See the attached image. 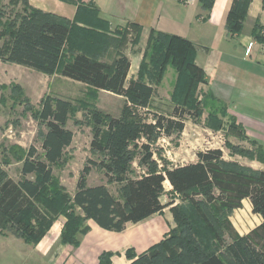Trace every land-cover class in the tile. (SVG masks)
I'll return each mask as SVG.
<instances>
[{"label":"trees","instance_id":"trees-1","mask_svg":"<svg viewBox=\"0 0 264 264\" xmlns=\"http://www.w3.org/2000/svg\"><path fill=\"white\" fill-rule=\"evenodd\" d=\"M201 1L203 9L209 11L214 0ZM23 2V11L16 19L3 23L0 16V26L9 37L3 52L0 51L2 60L50 75L59 73L84 83L93 91L99 89L117 94L125 103L119 117L91 107L94 123L91 149L100 156L87 159L78 177L76 191L69 196L55 176L54 168L66 162L65 151L74 139V132L67 126L74 104L66 98L46 96L38 113L47 125L42 137V153L31 145L23 151L20 179L7 176L0 181V231L11 232L28 243H37L62 214L67 221L61 239L64 243L77 245L78 234L89 229L86 224L89 218L104 229L122 231L128 222L137 223L172 206V202L161 201L164 184L169 181L172 191L182 200L181 204L171 207L176 227L165 239L140 255L128 250L127 256L132 259L129 264H264V169L227 161L221 148L199 151L198 161L174 167L166 164L161 167L154 157L153 140L158 135L183 132L185 116L200 117L202 109L201 103L197 102L192 106L176 104L170 116L154 113V120L150 121L143 110H150L156 88L143 77L149 72L144 59L153 62L154 56H159L160 70L156 76L152 75L155 78L163 77L162 70L167 65L175 66L182 77H187L185 93L188 101L194 96L198 81H205V72L196 63L195 45L182 36L152 29L139 76L127 83L131 61L125 53L118 52L111 62L85 52L73 53L76 44L86 48V35L93 32L77 28L80 10L72 20L33 7L28 0ZM248 2L233 0L226 23L230 34L243 31ZM78 6L84 9L82 3ZM91 13L95 15L96 10L87 16ZM132 25L136 32L133 42L136 43L141 26ZM4 32L0 34L4 35ZM120 32L122 38L127 34L126 30ZM251 34L264 44V25L255 23ZM11 87L16 91L13 93L21 94L20 84ZM208 95L214 103L224 106L221 108L227 116L226 104L212 92ZM78 103L87 107L83 100ZM210 114L214 126L223 125L222 120L212 118L214 111ZM230 119L245 136L244 127L235 118ZM143 138L145 141L139 142ZM239 151L264 163L261 145L257 154ZM135 161L146 170L136 173ZM95 167L104 171L108 182L120 185L118 197L105 184L88 186V176ZM245 199L250 200L253 213L259 214L262 222L248 233L240 234L230 216L243 206ZM111 256V252H104L99 264H111Z\"/></svg>","mask_w":264,"mask_h":264},{"label":"crops","instance_id":"crops-1","mask_svg":"<svg viewBox=\"0 0 264 264\" xmlns=\"http://www.w3.org/2000/svg\"><path fill=\"white\" fill-rule=\"evenodd\" d=\"M248 1L244 29L233 35L226 26L233 0H214L209 11L203 9L201 0H191L189 3L184 0V4H189L188 8H184L183 3L177 0H28V3L72 20L79 15L80 10L82 14L76 22L77 28L93 32L86 35V48L75 43L73 53L85 52L106 62H111L118 52L125 53L131 61L127 83L138 77L136 74L144 59L152 29L189 39L196 48V63L205 72L203 90L212 92L226 104V117L235 118L244 127L247 140L264 148V44L251 34L255 23L264 25V6L263 0ZM79 3L84 9L79 8ZM176 9L190 13L192 21L189 27L183 28L176 24L173 15ZM92 10H96L95 15L91 13L87 16ZM134 23L141 26L136 43L133 42L136 37ZM121 30L127 31L123 38ZM250 41H254V45L251 54L246 55ZM1 64L3 62L0 63V68H3ZM52 75L59 76V73ZM67 79L76 84L81 83L68 77L64 80ZM46 90L44 93H49ZM198 152L183 159H178L176 154L172 157V166L198 161ZM84 165L73 174V189L69 192L71 196L76 191V183ZM254 166L258 170L264 169V163L258 160ZM93 172L92 169L88 176V186L105 184L118 197L120 185L113 190L111 184L116 182L110 183L103 178L94 183L91 181ZM61 179V184L66 188L64 178ZM167 190L170 193L172 191L170 182ZM161 201L165 203L162 196ZM170 207L166 206L161 212L137 223L130 221L122 231L104 229L89 218L86 220L89 229L78 234L77 245L64 243L61 239L67 221V217L62 214L56 217L51 228L37 243H28L11 232L0 231V264H99L104 252L112 253L111 264H129L132 259L127 256L128 250L136 256L140 255L169 235L175 226ZM242 208H245V215L239 213ZM230 220L240 234H246L262 222V217L253 213L250 200L245 199L243 206L231 214Z\"/></svg>","mask_w":264,"mask_h":264},{"label":"rangeland","instance_id":"rangeland-1","mask_svg":"<svg viewBox=\"0 0 264 264\" xmlns=\"http://www.w3.org/2000/svg\"><path fill=\"white\" fill-rule=\"evenodd\" d=\"M177 2L183 3L184 0H177ZM188 6L189 4L183 3L184 8H188ZM23 7V0H0L2 22L4 23L8 19H16L17 15L22 13ZM173 15L177 20L176 24L178 26L183 28L190 26V22L192 21L190 13L183 12L182 9H176ZM4 29L3 26H0V33L4 32ZM7 38L9 37L6 32H4V35L0 34L1 52L4 50ZM145 41L146 37L143 44H145ZM0 54L2 55V53ZM157 58L159 60V56L155 55L153 62L149 58L145 57L144 59L145 63H148L149 72L145 73L143 77L156 88L150 110H143L148 119L153 121L154 113L170 116L176 104H189L192 106L197 102V104L201 103L202 109L200 117L185 116L186 126L183 132H175L171 136L158 135L153 140L152 149L159 166L162 167L164 164L172 166V157L176 154L178 159H183L193 156L198 151L209 148H221L224 151V159L227 161L238 162L256 169L254 165L257 160L245 156L239 150L257 154L259 153V145L247 140L240 127L231 119L224 116V111L221 108L224 106L219 102V104L214 103L208 95L209 91L203 90V82L198 81L195 90H193L194 96L187 101L185 91L186 87H188V79L187 77H182L179 73L180 71L175 66L167 65L164 67L162 78L152 76H156L160 70ZM2 62L3 64L1 65L4 67L0 68V181L7 176L14 180L20 179V168L23 162L22 158H24L23 151L31 145L36 146L39 152L42 153V137L43 133L47 130V125L46 122L40 119L38 113L41 109L42 101L50 94L53 97L69 99L74 104V111L67 123L68 128L74 132L73 142L66 149L64 155V158L68 159V162H62L54 168L55 176L61 181V178H64L63 183L66 185V194L70 196L69 192H72L74 184V172L77 173L89 157L99 158L100 156L98 152L91 149L94 131V123L91 121L93 112L91 107L102 110L105 114L119 117L125 103L124 98L105 90L94 88L96 91H93L82 84V82L76 84L69 79H67L69 82L65 81L66 77L61 74L53 76L14 62L5 63L0 58V63ZM139 71H137V76H139ZM131 76H133V72ZM13 84H20L22 86L21 94L13 93L16 92L12 90L11 86ZM3 85H7L8 87L3 88ZM46 89L49 90V93H47ZM45 90L47 92L44 93ZM80 100H83L88 108L80 106L78 103ZM204 102L206 103L204 104ZM211 111H214V117L212 118H215L217 121L222 120L223 125L214 126L213 120H210L212 116L210 114ZM142 141H145V139L143 138L139 142ZM178 162L182 161L179 160ZM133 168L136 173H142L146 170V167L139 166L137 161L133 163ZM93 171L92 182L97 183L102 178L107 181V177L101 168H93ZM118 185V183L111 184V187L115 190ZM164 185L165 190L162 193V200L165 203L172 202V206L181 204V197L173 191L170 193L167 190L169 183L165 182ZM239 213L245 215V208L239 210ZM174 227H176V222ZM225 238L230 240L227 235H225Z\"/></svg>","mask_w":264,"mask_h":264},{"label":"built area","instance_id":"built-area-1","mask_svg":"<svg viewBox=\"0 0 264 264\" xmlns=\"http://www.w3.org/2000/svg\"><path fill=\"white\" fill-rule=\"evenodd\" d=\"M187 3L191 2V0H185ZM254 45V41H250L246 48V55L251 54L252 47Z\"/></svg>","mask_w":264,"mask_h":264},{"label":"bare ground","instance_id":"bare-ground-1","mask_svg":"<svg viewBox=\"0 0 264 264\" xmlns=\"http://www.w3.org/2000/svg\"><path fill=\"white\" fill-rule=\"evenodd\" d=\"M167 183H169V181H166Z\"/></svg>","mask_w":264,"mask_h":264}]
</instances>
